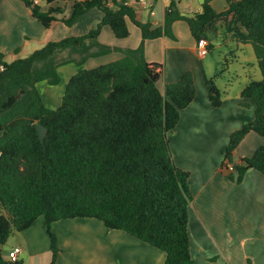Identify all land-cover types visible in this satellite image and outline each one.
<instances>
[{"label":"trees","instance_id":"16d2710c","mask_svg":"<svg viewBox=\"0 0 264 264\" xmlns=\"http://www.w3.org/2000/svg\"><path fill=\"white\" fill-rule=\"evenodd\" d=\"M22 1L45 28L56 20L72 27L91 8L100 9L103 18L87 33L49 41L23 58L8 62L0 52L5 65L0 71V264H11L2 256L9 237L39 217L50 238L52 262L59 251L52 223L96 218L164 251L163 264H194L188 235L189 173L175 164L168 138L180 111L195 96L194 80L185 71L162 93L156 83L163 66L146 60L144 41L169 34L174 21L184 20L193 38L205 39L208 49L220 35L252 46L261 79L251 81L240 95L254 102V119L230 134L221 164L226 169L248 132L264 140V0H225L220 12L213 9V0H203L202 10L192 16H181L172 1L163 27L157 28L138 20L126 0H74L66 18L59 17L63 7L44 11L34 0ZM127 19L141 31L138 47L120 49L97 41L104 25L116 37H127ZM111 51L123 56L83 67L87 58ZM66 62L80 68L69 78L61 103L49 108L37 83L57 84V68ZM206 88L210 104L219 107L222 94L213 78ZM38 124L46 129L43 140ZM251 168L264 175V143L241 158L236 177H228L240 182Z\"/></svg>","mask_w":264,"mask_h":264},{"label":"crops","instance_id":"0c3cea01","mask_svg":"<svg viewBox=\"0 0 264 264\" xmlns=\"http://www.w3.org/2000/svg\"><path fill=\"white\" fill-rule=\"evenodd\" d=\"M37 1L44 11L49 6L63 7L64 12L59 17L65 18L71 14L74 2ZM128 1L136 18L150 22L152 28L163 27L166 9L172 1L175 2L173 9L181 16L200 12L203 3V0H156L151 15L148 6ZM211 4L216 12L226 8L225 0H213ZM102 18L100 9L91 8L72 27L56 20L45 28L33 18L31 9L22 0H0V52L8 62L26 57L49 41L87 33ZM127 26L130 34L118 38L108 25H104L97 41L120 49L138 47L140 29L129 19ZM63 54L67 56L68 53ZM122 56L121 51L92 56L85 60L83 67L93 68ZM144 56L163 66L162 76L156 83L162 93L167 84L177 81L185 71H190L194 80L195 96L180 111L177 125L168 133L175 164L189 173L192 200L188 208V235L193 263L264 264V175L251 168L240 182L228 177L230 173L236 177L235 168L241 158L251 156L264 143L263 138L253 131L248 132L233 151L230 163L233 169L221 167L230 134L254 119V102L240 95L251 81L261 79L252 46L220 35L213 47L200 55L187 23L176 20L169 34L144 41ZM73 57L78 58V55ZM68 64L57 68L64 72L61 74L64 89L80 68L75 62ZM211 78L222 94L219 107H213L208 100L206 81ZM41 83L49 84L38 82L39 92ZM64 89H55L56 98L62 99ZM50 90L46 89L49 93ZM41 97L43 100V94ZM53 98L49 99L54 101ZM61 99L56 106H46L56 108ZM97 220L67 218L52 223L50 230L59 249L54 262L43 217L37 218L27 229L14 233L2 247V256L8 261L11 249L18 246L21 251L17 263L22 264L164 263L165 252L161 249L123 230L109 229Z\"/></svg>","mask_w":264,"mask_h":264},{"label":"built area","instance_id":"2783aa9c","mask_svg":"<svg viewBox=\"0 0 264 264\" xmlns=\"http://www.w3.org/2000/svg\"><path fill=\"white\" fill-rule=\"evenodd\" d=\"M164 1H167V2H170L172 0H164ZM156 2V0H134V3L137 4V5H142V6H148L149 7V12L150 14H154V9H153V5L154 3ZM34 3H38L37 0H34ZM127 5H130L131 6V3L126 0L125 2ZM196 47H197V50H198V53L200 55H205L207 52H208V48H207V41L203 38L199 39L198 41H196ZM5 69V65L4 64H0V71H3ZM229 169L232 170L233 167L231 165H229ZM21 251V248L16 246V247H13L10 251V254H9V259L8 261L11 263V264H15L17 263L18 261V255Z\"/></svg>","mask_w":264,"mask_h":264},{"label":"rangeland","instance_id":"374dc122","mask_svg":"<svg viewBox=\"0 0 264 264\" xmlns=\"http://www.w3.org/2000/svg\"><path fill=\"white\" fill-rule=\"evenodd\" d=\"M215 41V40H214ZM64 55V54H63ZM59 56H61V55H59ZM68 63H70V62H66V63H63V64H60L59 65V67L61 66V67H63V65H65V64H68ZM69 65V64H68ZM62 69V68H61ZM58 73H59V76H60V81L57 83V84H55V85H49V84H40L39 85V89H40V92H41V96H42V94H43V96H44V98H43V102H44V104L45 105H49V106H53V105H55L56 106V104H58L60 101V99H58V98H56V90L55 89H62V91H63V89H64V86H63V88H62V82L64 81V78L62 77V75L61 74H63L64 72L63 71H61L60 72V70H58ZM43 85H46V86H44L43 87ZM49 89L50 90V88H51V90H50V93L48 92V91H46V89ZM54 90V91H53ZM48 93H49V95H48ZM50 96H52V97H54L53 99H54V101L55 100H57V103L55 102V103H53L54 101H52L51 99H49L50 98ZM98 221V220H97ZM14 233H16V232H14ZM13 233V234H14ZM12 234V235H13ZM12 235L9 237V238H11L12 237Z\"/></svg>","mask_w":264,"mask_h":264},{"label":"water","instance_id":"95a60500","mask_svg":"<svg viewBox=\"0 0 264 264\" xmlns=\"http://www.w3.org/2000/svg\"><path fill=\"white\" fill-rule=\"evenodd\" d=\"M37 129H38V133H39L40 139L43 140V137H44L45 132H46L45 127L43 125H41V124H38L37 125Z\"/></svg>","mask_w":264,"mask_h":264}]
</instances>
